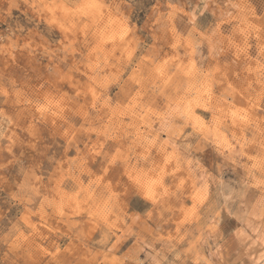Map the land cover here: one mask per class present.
Masks as SVG:
<instances>
[{"label":"rangeland","instance_id":"rangeland-1","mask_svg":"<svg viewBox=\"0 0 264 264\" xmlns=\"http://www.w3.org/2000/svg\"><path fill=\"white\" fill-rule=\"evenodd\" d=\"M30 2L0 0V264H250L264 0Z\"/></svg>","mask_w":264,"mask_h":264},{"label":"bare ground","instance_id":"bare-ground-1","mask_svg":"<svg viewBox=\"0 0 264 264\" xmlns=\"http://www.w3.org/2000/svg\"><path fill=\"white\" fill-rule=\"evenodd\" d=\"M251 223L246 221L238 230L237 235L243 234L241 242L244 248L249 250L248 260L250 264H259L264 261V231L259 230L257 226H253ZM140 247L147 254L148 264H160V254L153 252L156 251L153 245L143 241Z\"/></svg>","mask_w":264,"mask_h":264},{"label":"snow or ice","instance_id":"snow-or-ice-1","mask_svg":"<svg viewBox=\"0 0 264 264\" xmlns=\"http://www.w3.org/2000/svg\"><path fill=\"white\" fill-rule=\"evenodd\" d=\"M24 4L28 5L29 7H35L36 5L31 3L30 0H24ZM12 7H16V0H13V4H12ZM54 23V22H53ZM105 163H111L113 165H115L117 163V158L113 157L111 158L110 161H105ZM169 163H171V160L169 161ZM117 169H113V171H116ZM153 183H157L156 181H153ZM137 191L136 188H131V192L135 193ZM175 194L183 199L185 197V195H189L192 197V199L195 201L197 199H205L206 198V193L203 189H195V188H190L189 186H185V185H180V186H177L175 188ZM195 208H196V205L193 204V211H195Z\"/></svg>","mask_w":264,"mask_h":264}]
</instances>
